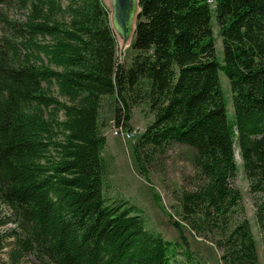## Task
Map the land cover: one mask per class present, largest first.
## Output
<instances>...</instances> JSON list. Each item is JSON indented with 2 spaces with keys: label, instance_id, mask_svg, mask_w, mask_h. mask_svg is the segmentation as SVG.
Returning <instances> with one entry per match:
<instances>
[{
  "label": "trees",
  "instance_id": "1",
  "mask_svg": "<svg viewBox=\"0 0 264 264\" xmlns=\"http://www.w3.org/2000/svg\"><path fill=\"white\" fill-rule=\"evenodd\" d=\"M138 3L127 65L102 0H0L5 264L29 256L38 264L178 262L179 246L147 227L136 204L110 194L103 128L108 120L128 127L141 105L147 122L133 145L141 174L171 142L195 149L196 174L174 191L180 219L216 245L221 264H261L235 178L238 151L261 194L264 238V0Z\"/></svg>",
  "mask_w": 264,
  "mask_h": 264
},
{
  "label": "rangeland",
  "instance_id": "2",
  "mask_svg": "<svg viewBox=\"0 0 264 264\" xmlns=\"http://www.w3.org/2000/svg\"><path fill=\"white\" fill-rule=\"evenodd\" d=\"M105 6L112 12V0H102ZM137 17V15H136ZM134 19V27L136 25ZM2 29L0 26V36ZM117 54L119 62L130 64L134 54V31L124 41L123 37L115 30ZM214 40L217 56L222 60L224 51L220 27L214 22ZM222 87L227 98L230 116L234 115L231 97V87L227 76L220 72ZM143 105L133 110V115L128 127L117 126L113 120H108L103 128L107 136L106 157L111 165V190L115 197L129 199L142 211L147 227L160 232L167 240L179 246L177 263L175 264H221V251L216 245L196 234L180 219L177 201L174 196L175 189L181 191L190 185V180L196 174L194 158L196 151L192 147L171 142L167 145L164 154L152 162L148 175L140 172V167L134 153V142L143 131L147 118L142 110ZM108 110L105 107L104 113ZM107 117V116H106ZM109 117V116H108ZM152 116H149L148 120ZM236 159L239 170L235 178V184L242 192V205L245 215L249 219L257 241L261 264H264V238L261 231L256 210L260 199V193L253 192L250 187L243 166L242 158L238 151ZM7 209V208H6ZM14 223L10 226L12 227ZM190 253L191 258L187 253ZM27 264H38L33 256H29ZM5 254H0V264H5Z\"/></svg>",
  "mask_w": 264,
  "mask_h": 264
},
{
  "label": "water",
  "instance_id": "3",
  "mask_svg": "<svg viewBox=\"0 0 264 264\" xmlns=\"http://www.w3.org/2000/svg\"><path fill=\"white\" fill-rule=\"evenodd\" d=\"M137 13L138 0H112V24L124 41L135 29L133 23Z\"/></svg>",
  "mask_w": 264,
  "mask_h": 264
},
{
  "label": "bare ground",
  "instance_id": "4",
  "mask_svg": "<svg viewBox=\"0 0 264 264\" xmlns=\"http://www.w3.org/2000/svg\"><path fill=\"white\" fill-rule=\"evenodd\" d=\"M138 5H139V3H138Z\"/></svg>",
  "mask_w": 264,
  "mask_h": 264
}]
</instances>
